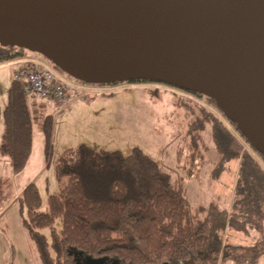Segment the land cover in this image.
Returning a JSON list of instances; mask_svg holds the SVG:
<instances>
[{
  "label": "trees",
  "instance_id": "1",
  "mask_svg": "<svg viewBox=\"0 0 264 264\" xmlns=\"http://www.w3.org/2000/svg\"><path fill=\"white\" fill-rule=\"evenodd\" d=\"M27 52L24 47L0 45V64L24 58ZM143 82L157 81L128 83ZM203 97L217 108L211 98ZM176 98L174 103L191 116L185 135L189 145L187 177L200 178L207 151L204 131L211 124L219 165L234 162L237 168L231 211L212 202L204 219H199L187 198L186 180L182 178L175 186L171 175L140 147L124 155L81 144L56 158L57 177L60 182L68 177V183L49 196L47 211L40 209V194L34 183L22 195L27 206L23 225L35 241L43 264H81L86 255L106 257L114 264L259 263L264 256V156L250 146L230 120L233 128L192 99ZM3 121L0 150L19 173L30 159L34 130L24 80L12 78ZM53 124V115L48 114L40 125L49 165L53 158ZM183 153L180 149L179 155ZM13 197L12 180L1 178L0 210ZM249 229L261 232L262 237L251 245L228 243L226 235L230 232Z\"/></svg>",
  "mask_w": 264,
  "mask_h": 264
},
{
  "label": "water",
  "instance_id": "2",
  "mask_svg": "<svg viewBox=\"0 0 264 264\" xmlns=\"http://www.w3.org/2000/svg\"><path fill=\"white\" fill-rule=\"evenodd\" d=\"M0 45L82 83L157 81L211 98L264 156V0H0Z\"/></svg>",
  "mask_w": 264,
  "mask_h": 264
},
{
  "label": "rangeland",
  "instance_id": "3",
  "mask_svg": "<svg viewBox=\"0 0 264 264\" xmlns=\"http://www.w3.org/2000/svg\"><path fill=\"white\" fill-rule=\"evenodd\" d=\"M33 54L27 52L28 56ZM12 61L14 63L7 62L0 67V143L4 130L3 111L13 78L11 71L17 65L16 60ZM92 86L97 85L89 84L84 88L73 86L72 89H78L76 91L80 93L106 92H90L62 108L49 100L28 95L34 115L31 161L29 159L30 163L28 161L29 164L21 172L13 173L10 159H5L9 157L0 153V177L12 180L14 193L13 199L0 210V264H43L35 241L23 225L27 206L22 202V195L27 186L34 183L40 194V209L47 211L49 196L59 193L61 187L68 183V177H64L61 182L57 177L54 167L56 158L64 150L81 144L99 150L120 151L124 155H129L134 147H140L171 175L175 186L182 178L186 180V195L199 219H204L212 202L231 211L237 182L235 163L219 165L220 153L211 136V124H208L204 131L207 151L200 178L187 177L189 145L185 135L191 116L174 100H177L176 95L190 98L233 128L218 107L215 108L203 96L161 82L106 84L97 86L102 87L99 89ZM72 89L69 91L70 96ZM35 103L44 106L39 107ZM48 114H52L54 119L51 165L46 162L44 135L40 127ZM180 149L184 151L181 156ZM60 225L61 221H58L57 226ZM43 232L50 234L49 230ZM260 237L262 233L253 229L226 235L228 243L241 245L254 244ZM225 264L232 262L227 261ZM258 264H264V256Z\"/></svg>",
  "mask_w": 264,
  "mask_h": 264
},
{
  "label": "built area",
  "instance_id": "4",
  "mask_svg": "<svg viewBox=\"0 0 264 264\" xmlns=\"http://www.w3.org/2000/svg\"><path fill=\"white\" fill-rule=\"evenodd\" d=\"M27 68L17 71V77L25 81V91L38 98L49 100L57 107H65L70 100L72 87L85 86L57 69L56 65L45 56L35 53L25 59ZM93 87V86H92Z\"/></svg>",
  "mask_w": 264,
  "mask_h": 264
},
{
  "label": "crops",
  "instance_id": "5",
  "mask_svg": "<svg viewBox=\"0 0 264 264\" xmlns=\"http://www.w3.org/2000/svg\"><path fill=\"white\" fill-rule=\"evenodd\" d=\"M17 61V65L15 66V67H13L12 68V73L14 72V70L16 69V67H18V65H19V60H16ZM8 62H13L14 63V61H8ZM7 63V62H6ZM3 64H5V63H2V64H0V67L3 65ZM93 87H97V86H93ZM98 89L99 88H102V87H97ZM94 89V88H93ZM76 90H78V89H72L71 90V96H70V100H69V103H68V105L67 106H65V107H68L69 105H71V103L74 101V100H78V99H81L82 97H84V95H87L88 93H90V92H96V93H105L106 91H104V92H102V91H90V92H82V93H80V92H78V91H76ZM97 90V89H96ZM107 90V89H106ZM108 91H111V90H108ZM107 93H109V92H107ZM35 105H37V106H39V107H41V106H44L43 104L42 105H40V104H37V103H35ZM41 145V144H40ZM1 151V150H0ZM0 153H2V152H0ZM33 153V152H32ZM1 155H3V154H1ZM3 157H5V156H3ZM32 157V156H31ZM5 159H9V158H5ZM30 161H31V158H30ZM30 161H29V163H30ZM28 163V164H29ZM12 170H13V168H12ZM15 171L13 170V173H14ZM16 173V172H15ZM2 177H0V179H1Z\"/></svg>",
  "mask_w": 264,
  "mask_h": 264
},
{
  "label": "bare ground",
  "instance_id": "6",
  "mask_svg": "<svg viewBox=\"0 0 264 264\" xmlns=\"http://www.w3.org/2000/svg\"><path fill=\"white\" fill-rule=\"evenodd\" d=\"M35 54V53H34ZM33 54V55H34ZM33 55H30V56H28V55H25V57L24 58H20V59H17V60H19V61H21V60H24L22 63H19V65H18V67H16V69L14 70V72H13V77L15 78V79H18V80H23V79H21V78H18L16 75H17V71L18 70H20V69H23V68H27V66H25L27 63L25 62L26 60V58H29V57H31V56H33ZM25 82V81H24ZM27 93V92H26ZM27 95H29V93H27Z\"/></svg>",
  "mask_w": 264,
  "mask_h": 264
}]
</instances>
